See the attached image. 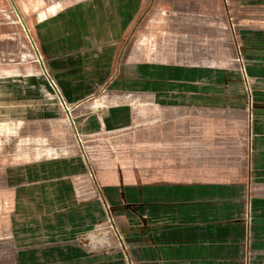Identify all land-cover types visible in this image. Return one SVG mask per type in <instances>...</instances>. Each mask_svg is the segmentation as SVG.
<instances>
[{"label": "rangeland", "instance_id": "obj_1", "mask_svg": "<svg viewBox=\"0 0 264 264\" xmlns=\"http://www.w3.org/2000/svg\"><path fill=\"white\" fill-rule=\"evenodd\" d=\"M254 36L264 0H0V264H126L135 208L110 204L159 164L236 166ZM248 187L246 264H264V183Z\"/></svg>", "mask_w": 264, "mask_h": 264}, {"label": "crops", "instance_id": "obj_2", "mask_svg": "<svg viewBox=\"0 0 264 264\" xmlns=\"http://www.w3.org/2000/svg\"><path fill=\"white\" fill-rule=\"evenodd\" d=\"M254 7L255 10L257 6ZM243 51L250 59L247 74L251 83L246 89L242 86L243 91L238 89L242 93L236 98L235 118L241 124L239 120L248 113L249 126L246 134L238 132L231 140L237 144L236 155L247 157L246 166L245 161L241 164L243 158L233 170L227 163L219 167L188 168L159 164L156 182L141 184L140 190L139 185L136 186L131 196L126 195L124 203L109 202L119 209L120 206L126 210L130 206L135 208L134 221L123 231L124 249L131 264H246L249 246L239 220L244 216L249 184L259 187L264 183V36H254L250 49ZM248 89L250 95L245 94ZM226 110L221 109V119L231 114ZM213 111L209 105L200 110L199 115L192 111L194 114L189 112L188 117L182 118L183 115L177 116L171 110L162 119L173 125L201 124L207 122L208 117L211 119ZM166 133L167 136L163 131V139H176V131ZM182 136L192 139L197 134L189 132ZM200 136L210 138L207 134ZM229 138L226 135L224 139ZM176 153L177 148L167 152L171 156ZM186 171L190 174H180ZM229 172L236 174L230 176ZM132 197L134 199L129 201ZM250 203L254 209L261 206L256 194ZM256 251L259 250L253 247L254 255Z\"/></svg>", "mask_w": 264, "mask_h": 264}, {"label": "water", "instance_id": "obj_3", "mask_svg": "<svg viewBox=\"0 0 264 264\" xmlns=\"http://www.w3.org/2000/svg\"><path fill=\"white\" fill-rule=\"evenodd\" d=\"M57 93V92H56ZM103 201V200H102ZM122 245V244H121ZM123 246V245H122ZM123 248H124V246H123ZM125 253V257H126V259H127V262H128V264H131L130 263V261H129V259H128V255H127V253L126 252H124Z\"/></svg>", "mask_w": 264, "mask_h": 264}]
</instances>
